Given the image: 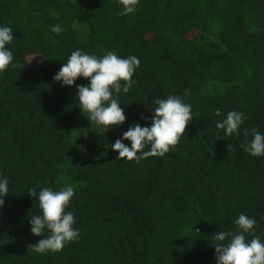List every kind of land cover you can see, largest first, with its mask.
Masks as SVG:
<instances>
[{"label":"trees","instance_id":"16d2710c","mask_svg":"<svg viewBox=\"0 0 264 264\" xmlns=\"http://www.w3.org/2000/svg\"><path fill=\"white\" fill-rule=\"evenodd\" d=\"M120 12L119 0H0V24L15 37L0 74V173L12 191L0 208V264H216L211 237L234 231L241 213L264 234V157L240 147L243 133L218 137L215 125L237 110L244 128L264 133V0H140L135 13ZM76 49L139 58L119 97L123 126L103 134L75 86L53 79ZM169 95L192 107L178 145L163 158L118 160L111 145L149 125L153 100ZM65 184L81 237L37 254L28 191Z\"/></svg>","mask_w":264,"mask_h":264},{"label":"clouds","instance_id":"9594fccd","mask_svg":"<svg viewBox=\"0 0 264 264\" xmlns=\"http://www.w3.org/2000/svg\"><path fill=\"white\" fill-rule=\"evenodd\" d=\"M119 2V14L125 16L135 13L140 4V0ZM51 32L61 35L63 28L56 24L51 26ZM13 33L10 26L0 24V74L7 71L14 61L9 47L15 40ZM139 66V58L134 55L123 58L110 51L98 58L95 54L76 49L62 63L53 79L62 87L75 86V98L82 114L90 125L95 123L105 134L111 132L113 127L125 124L126 116L119 97L132 89L135 83L133 77ZM78 78H83L87 83L77 85ZM184 95H189V91L185 90ZM152 103L150 124L141 126L136 123L130 126L111 145V149L118 153V160L139 163L149 157L163 158L185 136L186 127L193 119L191 105L180 95L156 98ZM215 116H222L219 109ZM246 120L243 112L228 111L223 119L215 122L217 136L222 134L239 138L243 133L246 139L240 147L251 157H264V133L257 128H244ZM249 136L251 139H247ZM124 141H129L130 146ZM9 184V179L0 173V208L4 205V198L12 192ZM28 194L39 208L37 214L29 217L30 232L35 237H42L30 247L33 252L58 253L79 240L81 231L75 226V215L67 210L75 195L73 185L65 184L58 190L47 186L40 187L39 191L31 188ZM233 223L236 226L234 231L218 230L211 237L216 264H264V234L255 235L256 218L241 213ZM249 236L252 238L248 239Z\"/></svg>","mask_w":264,"mask_h":264}]
</instances>
